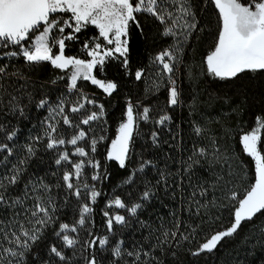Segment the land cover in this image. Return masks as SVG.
<instances>
[{"label": "trees", "instance_id": "16d2710c", "mask_svg": "<svg viewBox=\"0 0 264 264\" xmlns=\"http://www.w3.org/2000/svg\"><path fill=\"white\" fill-rule=\"evenodd\" d=\"M184 6L193 15L182 18L174 28L176 36L163 34L172 21L168 20L166 25L150 14H136L139 27L129 22L127 68L122 65L123 58L116 56L94 70L98 79L117 84L112 95L104 96L102 101L108 137L99 146V163L105 177L92 207L93 225L109 242L101 248L97 240L82 254L67 248L61 236L56 235L62 224L79 221L82 207L62 179L65 173L56 163L58 156L47 147V141L39 142L42 139H37L32 127L20 126L30 125L27 120L37 112L39 101L49 98L53 91L66 92L68 77L50 62L28 63L22 56L4 55L19 46L0 47V67L4 69L0 73V126L6 125L10 132L15 127L24 132L13 145L3 143L12 149V154L8 155L7 149L0 151V175L11 174L13 166L22 169L19 182L8 188L11 196L23 195L25 185L29 186L30 195H35L31 193L32 184H46L50 188L47 193L42 189L41 192L46 202L51 198V220L43 226L35 225L41 229V236L30 251H25L22 264H89L93 258L96 264H264V214L244 221L238 232L224 238L215 250L194 255L212 234L230 227L238 200L255 181V164L244 152L241 137L254 129L256 117H264V73H244L226 81L210 76L205 60L220 30L218 10L212 0H187ZM179 8V3L168 0L169 12L180 16ZM64 16L68 19L70 14ZM193 16L196 28L185 41L186 29L180 24L192 22ZM70 32L66 28L64 35ZM74 35L76 39L65 40L66 56L86 60L89 56L85 43L89 49L94 40L105 43L98 29L91 25ZM177 44L181 50L171 77L179 86L180 101L172 106L169 89L173 84L154 61L159 53ZM137 71L143 73L139 80L135 76ZM83 85L87 92L103 94L88 81ZM129 103L137 109L147 107L149 119L137 120L126 166L120 168L118 162L107 159V154L126 119ZM13 104L17 106L15 110ZM165 114L171 117L170 121L159 125L157 121ZM196 128L201 129L200 134ZM261 137L264 154V130ZM20 139L25 141L19 142ZM29 146L33 150L31 155L27 151ZM200 148L205 149L206 155L195 154ZM146 161L151 163L145 164ZM142 164L144 170L139 171ZM202 189L206 190L204 195L200 194ZM145 191L149 193L148 199H143ZM232 193L236 200L231 198ZM112 194L129 207H141L135 216L125 217V224L115 225L109 231L103 210ZM34 203L27 199L25 207ZM10 216L11 210L0 208V219ZM53 246L62 252L64 260L51 252ZM117 246L122 253L119 258L113 255ZM129 252H139V260L135 255L129 256ZM0 260L8 264L13 258L4 253ZM13 264H17L16 260Z\"/></svg>", "mask_w": 264, "mask_h": 264}, {"label": "snow or ice", "instance_id": "6c2138e0", "mask_svg": "<svg viewBox=\"0 0 264 264\" xmlns=\"http://www.w3.org/2000/svg\"><path fill=\"white\" fill-rule=\"evenodd\" d=\"M180 4L178 11L180 16H175L167 10L168 0H0V47L8 48L10 46H19L18 50L4 53L9 58L22 56L28 63L50 62L51 65L58 69H66L72 66L70 76L69 91H80L77 88V82L80 79L90 80L93 85L103 89L109 96L117 89V84L114 82H105L93 75V69L98 65L102 68L106 58H115L118 54L122 57V65L128 66L129 53V22H134L139 27L136 14L147 13L154 16L162 24L167 25V21H172L170 26H166L164 35L176 36L174 28L179 24L185 16L193 15L190 8L185 7L187 0H174ZM215 8L218 10L220 18V30L212 50L206 56L207 73L221 81L235 80L242 77V74L249 72L264 73V0H212ZM57 13H69L68 19L63 17H55ZM167 17V20H166ZM63 20V23H61ZM89 25L98 29L99 37H102L106 45L94 40L91 49L85 43L84 48L87 50L86 55L91 57L90 61L77 59L75 57L65 56V40L76 39L74 33H80L82 29ZM180 27L186 29L184 40L186 41L192 31L196 28L195 19L193 16L192 22L184 21ZM65 28L71 29L68 35L54 36L53 31L56 30L63 34ZM30 34L31 37H30ZM51 40V43H50ZM25 42H28L25 46ZM58 45V54L53 55V48ZM107 45H113L108 48ZM180 48L173 45L171 50H165L155 57V61L162 66V71L169 75V81L174 85L171 74L174 70V65L178 59ZM4 69L0 67V73ZM142 71L135 73L136 79L139 80L142 76ZM179 93L175 86L169 89V104L175 106L178 104ZM15 99V98H13ZM83 100L88 104H94L95 101L83 97ZM47 104L46 100L39 101L38 107H43ZM17 106L12 105L13 110ZM100 112H92L83 118L80 123L89 124L90 121L100 119L103 114V105L98 106ZM84 108L83 102H77L76 106L71 107L73 113L79 112ZM58 110V111H57ZM21 113L23 112L20 109ZM57 114L63 116V123L69 127L73 126L72 120L68 115L64 114L63 103L57 106ZM127 119L119 127V134L111 143V150L107 154L108 160L118 162L120 168L126 166V159L129 153V145L133 136L135 127H137L134 117L133 107L129 103L126 111ZM139 118L147 121L149 119V109L145 107L142 114H137ZM171 117L167 114L162 115L157 123L164 125L166 121H170ZM78 127V125H77ZM264 130V117H256L255 127L249 133L242 135L241 142L244 152L253 159L255 164V181L247 189V191L238 200L233 213V221L227 229L212 234L201 246L198 252H211L216 249L217 245L226 237H232L238 232L244 221H251L257 214H264V154L261 152L260 143L262 141L261 132ZM197 134L201 133L200 128L195 129ZM55 124L49 123L46 129L49 143L48 148H56L65 145L66 141L63 137H57ZM13 131L6 138L11 140L15 136ZM86 133L81 130L78 134L73 135L67 143L73 146L78 144V141L83 140ZM102 139V138H101ZM156 139V134L153 133V140ZM97 141H91V151L95 152ZM7 149L8 155L12 154V149L7 144H0V151ZM28 153L33 154L32 148L29 146ZM195 154L200 156L206 155L205 149L200 148ZM74 155L80 157H88L89 153L84 147H76ZM68 161V152H64L56 163ZM3 161H0L2 164ZM21 164L24 161H20ZM94 168H99L98 162L88 160ZM146 161L145 164H150ZM145 164H142L139 171L144 170ZM85 166V161L81 160L73 164L74 171L66 172L62 179L66 182L68 189H73V194L80 197V188L73 184L75 178L77 185L80 183L82 170ZM189 167H191L189 165ZM11 174L5 173L0 175V208L11 210L9 219H0V257L7 253L8 257L16 260L17 264H22V258L26 250L30 251L31 245L34 244L41 236V229L35 227L39 224L46 225L50 220L49 207L51 198L45 201L43 193L50 191L46 184H32L30 195L29 186L25 185L23 195L11 196L8 194V188L15 186L19 180L22 169L13 166L10 170ZM99 175H93L92 179H99ZM131 182V181H129ZM84 188H88L85 183ZM43 190V193L41 192ZM206 190H201L200 194L204 195ZM196 193L194 192L193 195ZM100 195L94 188L90 190L91 203H95L96 198ZM149 193H143V199H148ZM231 198L236 200V194L232 193ZM32 199L35 201L30 207H25V201ZM115 206L120 209H127L128 212L135 216L140 204H135L129 207L120 198H115L109 202V207ZM19 208L20 211H16ZM92 209L88 204L82 207L81 217L78 221L79 225L85 223V215L90 213ZM105 216L109 213L105 212ZM113 222L116 224H125V217L116 214L107 220L109 231L112 230ZM75 232V227H69L68 224H62L61 232ZM167 235V233H165ZM175 235V233H173ZM187 237H185L186 239ZM64 243L68 247H73L76 240L69 238L68 235L62 237ZM108 238L104 237L99 240V246L103 248L108 244ZM10 245L5 247V244ZM93 245L96 241L92 242ZM122 243V242H121ZM51 252L60 260H64L65 256L55 246L51 247ZM114 257H121V248L115 247L113 250ZM129 256L135 255L139 260V252L128 253ZM147 256L148 253H145ZM7 259V257H5ZM13 260H8V264H13ZM3 264V260H0ZM89 264H96L93 258Z\"/></svg>", "mask_w": 264, "mask_h": 264}, {"label": "rangeland", "instance_id": "374dc122", "mask_svg": "<svg viewBox=\"0 0 264 264\" xmlns=\"http://www.w3.org/2000/svg\"><path fill=\"white\" fill-rule=\"evenodd\" d=\"M64 14H66V13H57V14H54V16L55 17H63L64 19H67L64 16ZM61 23H63V20H61ZM52 35L63 36L64 33L61 34L58 31L54 30ZM50 43H51V40H50ZM104 45H106V42L104 43ZM104 45H102V46H104ZM107 47L111 48V47H113V45H107ZM56 54H58V45H57V47L53 48V55H56ZM116 56H118V54ZM66 57H73V56H66ZM75 58L81 59L78 57H75ZM107 59H109V58H106V61H107ZM90 60H91V57L89 56V58L86 59L85 61L87 62ZM60 70L65 72L67 77H68V84L66 86V92L53 91L52 93H50L49 98L47 97L46 99H44L47 101V104H45L43 107H38L37 112L32 116V118H29L27 120L30 123V125H20V126L32 127L37 134V136H36L37 139H42L39 141L40 143L43 141H47L49 143L48 136L46 135L47 125L49 123L55 124L56 133H54V135L57 137H63L65 139L66 143L63 146L51 148V149H53L55 151L56 155L58 156V159L60 158V156L65 151L68 152L69 159L72 163H69L68 161H63V160L59 163V166L61 167V169L63 170L64 173L73 172L74 171V168H73L74 163H77L81 160L85 161V166L82 170L80 183L77 185L75 178H73L72 182L74 185H76L77 187L80 188V192H81L80 197L78 198L75 196L79 200L78 204H80L82 207L84 204H88L89 207L92 209V207L96 203L98 197L96 198L95 203H91L90 190L94 188L96 191L99 192L100 188L102 187V180L105 177V171H104V169H102V167L99 163V157H100V147L99 146L102 143H104L108 137L107 136L108 135L107 134V125H106V113H105L104 106H103V114L101 115L100 119L95 120V121H90V123L87 125L80 123V121L83 118H85L87 115L91 114L92 112L99 113L100 109L98 106L103 105L102 101L104 99V96L108 97L109 95L106 94L103 91V89L99 88L96 85H94V86H96L97 88H99L103 92L102 95L101 94H94V93L85 91L83 88H85L86 86L83 85V82H85L86 80H83V79H80L77 82V88L80 91L73 90L70 92L69 87H70V83H71L70 76H71V73L73 71L72 66H68V68L60 69ZM94 70L95 69H93V75H94ZM88 82L91 83L90 80H88ZM173 86H175L178 90V93H179L178 103H179V101H180L179 86L176 83ZM83 97H87L88 99L95 101V103L94 104H88L87 102H85L83 100ZM78 101L84 103V108L81 109L79 112H76V113L71 112L70 111L71 107L76 106ZM61 103H63V106H64V114L68 115L69 119L72 120V122H73L72 127H69L68 125H65L63 123V116L57 114L58 110L54 111V109H57V106L60 105ZM132 107H133L134 117H136V120H135V123H136L137 120L140 119L139 116L137 115V112H139V111L143 112L144 108L137 109V107H134V106H132ZM126 119H127V115H126ZM126 119L123 123L126 122ZM77 125H78V127H77ZM7 128L8 127H6V125L0 126V144L10 143L13 145V142L15 141V139H17L19 137V135L21 133L23 134L24 132H22V130H20V128L15 127L13 130L16 133L15 136L11 140H8L6 137L9 134H11L12 132L7 131L6 130ZM81 130H83L86 133V136L83 140L78 141V144L76 146H73L70 143H67V141L70 140L73 135L78 134V132ZM118 134H119V129H118V133H117L116 137L118 136ZM116 137H115V139H116ZM93 139H95L97 141L96 146H95V148H96L95 152L91 151V141ZM22 141H25V140L20 139L19 142H22ZM76 147H84L85 151H87L89 153L88 157H80L78 155H74ZM129 147H130V145H129ZM110 150H111V144L109 147V151ZM88 160H92L93 162H98L99 168H94L91 164L87 163ZM93 175H99L100 178L97 180H93L92 179ZM85 183L88 185V188H84ZM68 190L70 193H73V191H74L73 189H68ZM115 198H119V197H117L115 194L110 195L107 204L104 206L103 212L109 213V216H106L107 220L116 214L123 215L124 217H126L130 214L127 209L116 208L114 205L112 207L108 206L109 202L113 201ZM82 207H81V212H82ZM84 219H85V223L83 226L79 225L78 222L73 224V225H69L70 228L71 227L76 228L75 232L68 231V232H61L60 233L61 239L64 235H68L69 238L76 240V244L73 247H68V246H66V244H65V246L69 249H73L74 252H78L79 254H82L83 252L86 251L87 247L93 245V243H92L93 241H97V240L104 238L103 236H101L98 229H96L93 225V210L90 213L86 214ZM115 225H121V224H116L115 222H113V227ZM113 227H112V229H113Z\"/></svg>", "mask_w": 264, "mask_h": 264}]
</instances>
